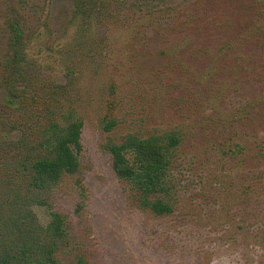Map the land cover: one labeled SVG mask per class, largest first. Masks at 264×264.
Wrapping results in <instances>:
<instances>
[{"label": "rangeland", "instance_id": "374dc122", "mask_svg": "<svg viewBox=\"0 0 264 264\" xmlns=\"http://www.w3.org/2000/svg\"><path fill=\"white\" fill-rule=\"evenodd\" d=\"M153 8L164 11L156 34L135 35L136 16L121 17L110 30L93 29L96 52H63L77 30L71 0H0V61L17 21L28 76L64 84L65 104L83 121L79 171L62 179L48 209L34 210L44 225L50 211L64 221L60 264H264L262 3L163 0ZM2 75L0 65V83ZM5 103L0 85L8 118ZM106 119L117 122L111 131ZM168 130L183 135L177 201L157 217L134 204L107 144Z\"/></svg>", "mask_w": 264, "mask_h": 264}, {"label": "trees", "instance_id": "16d2710c", "mask_svg": "<svg viewBox=\"0 0 264 264\" xmlns=\"http://www.w3.org/2000/svg\"><path fill=\"white\" fill-rule=\"evenodd\" d=\"M71 1L77 30L63 52H82L84 48L96 52L99 44L93 29L110 30L121 17L132 20L136 16L135 35L145 33L143 28L156 34L160 24L156 19L164 13L153 8L163 0ZM260 1L264 9V0ZM10 27V49L0 61L4 109L10 112L8 118L0 115V264H60L57 254L65 240L64 221L50 211L51 219L44 225L34 208L48 209L49 197L62 179L79 171L83 121L72 104H65L64 84L32 82L26 70L29 59L23 30L17 21ZM116 124L106 119L102 127L111 131ZM182 142L180 131L168 130L149 136L127 134L119 142L107 144L112 170L128 185L139 209L157 217L174 212L177 191L173 175ZM74 264L89 263L78 257Z\"/></svg>", "mask_w": 264, "mask_h": 264}]
</instances>
